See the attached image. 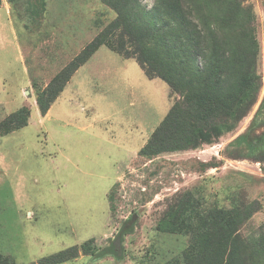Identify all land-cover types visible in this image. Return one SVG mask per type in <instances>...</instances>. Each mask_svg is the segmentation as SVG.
I'll list each match as a JSON object with an SVG mask.
<instances>
[{"label": "rangeland", "instance_id": "rangeland-1", "mask_svg": "<svg viewBox=\"0 0 264 264\" xmlns=\"http://www.w3.org/2000/svg\"><path fill=\"white\" fill-rule=\"evenodd\" d=\"M52 1L53 10L43 0L13 6L28 45L27 75L10 44L0 49V77L13 93L5 108L0 103V122L29 110L25 126L0 134V264H37L73 246L77 256L57 264H182L189 234L165 229L164 219L184 202L193 211L252 204L240 232L248 239L264 233V0L243 2L256 49V89L246 113L211 143L154 155L139 149L179 96L144 74L118 30L40 114L37 99L60 71L54 62L66 65L75 56L50 54L42 41L57 32L55 50L73 40L72 54L116 15L101 0ZM153 1L141 2L150 8ZM48 10L75 21L44 23ZM117 44L127 54L113 50Z\"/></svg>", "mask_w": 264, "mask_h": 264}, {"label": "trees", "instance_id": "trees-1", "mask_svg": "<svg viewBox=\"0 0 264 264\" xmlns=\"http://www.w3.org/2000/svg\"><path fill=\"white\" fill-rule=\"evenodd\" d=\"M101 1L115 17L52 77L37 99L41 115L78 67L117 30L132 44L144 74L162 79L179 96L139 149L140 155L211 143L246 113L254 101L249 95L256 89V49L245 0H154L150 8L142 0ZM113 48L127 54L123 44ZM28 116L24 108L11 112L0 122V134L25 126ZM255 210L250 204L193 211L184 202L164 219V228L189 234L182 264H264V233L248 239L240 232ZM78 252L73 246L37 264H57Z\"/></svg>", "mask_w": 264, "mask_h": 264}, {"label": "crops", "instance_id": "crops-1", "mask_svg": "<svg viewBox=\"0 0 264 264\" xmlns=\"http://www.w3.org/2000/svg\"><path fill=\"white\" fill-rule=\"evenodd\" d=\"M22 1L23 0H16L14 2H8L7 0H1V4H0V49H4L7 46V44H10V46H12V48L17 52V54H19V57H20L21 61L24 62V65L25 66L23 67V70H24L25 75H27L28 69H27V66H26V54L25 53H27L28 45H27V41L24 40L22 42L20 40L18 31H17L18 28L14 24V19H13V14H12L13 11H14V8H13L14 4L17 5V3H18V5H19V4L22 3ZM43 1H44V3H47L48 4L47 6L49 8H51V9L53 8L54 1H52V0H43ZM48 12L49 13L47 15H43L42 18H41L42 19V22H44V23L46 21H48V22H51V23L56 22L57 24H60V23H62V24L63 23L69 24V23H73L75 21V16L74 15H70V14H58L57 12H53L54 14H50L51 10H48ZM24 20H25V18H23V15H21V14L17 18V21H18L20 27L22 29H24V31H25V29L27 30V28H26V25L27 24H25ZM5 26H8L9 27V31H10V34L12 36V41H10L8 39V37H7L8 35L6 34L7 31L5 30ZM68 27H66V29ZM52 29H55V28L52 27ZM53 31H55V30H53ZM56 33L57 32H52L51 33V36L52 37L50 39H44L42 41V43L43 44H48L49 47H51V49H54V52L51 51L50 54H54V55H64V56H67L66 59H69L68 56H70V58H72L74 55H76L84 47V45L86 44V42L90 41V39H91V37L84 38L83 41L80 43V44H82V43L83 44L81 46L79 44L78 45V46H80L79 48H78V46H76V48L74 49L73 53L71 54V52H72V50H73V48L75 46V45L74 46L72 45V44H74V42H72L73 40L69 42V43H71L69 45L72 46V47H68V45L67 46H64L62 44H59V48L57 50H55V48L57 46L56 43L58 44V40H57L58 37H56V35H57ZM54 65L58 66L61 69L65 64L62 61V64H59L57 62H54ZM28 81H30V79H27L26 83L20 87V90L21 91H22L23 87H25L28 84ZM12 94L13 93L11 91V86H9L8 84L6 85L5 84V77L4 76H1L0 77V103L4 105V108H5V104H7L9 102V100H10L9 98L11 97ZM22 95H23V91H22L21 96ZM50 106H51V104H50ZM48 110H47V112L45 114L48 113Z\"/></svg>", "mask_w": 264, "mask_h": 264}]
</instances>
